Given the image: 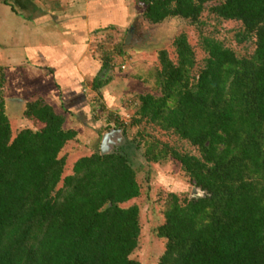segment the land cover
Wrapping results in <instances>:
<instances>
[{"label": "trees", "instance_id": "16d2710c", "mask_svg": "<svg viewBox=\"0 0 264 264\" xmlns=\"http://www.w3.org/2000/svg\"><path fill=\"white\" fill-rule=\"evenodd\" d=\"M150 24L178 18L201 24L202 13L238 23L234 42H251L238 54L199 32L201 63L186 35L171 41L174 60L157 51L154 86L142 93L127 123L113 121L141 147L146 164L169 159L201 196L167 192L164 242L156 264H264V0H137ZM103 29L114 27L109 22ZM114 53L122 54L118 47ZM103 74L110 53L98 58ZM88 82L100 96L106 81ZM3 73L0 68V92ZM0 97V264H138L130 257L139 236L138 208L123 206L140 194L125 154L98 151L77 158L63 175V146L74 129L42 98L24 103L31 126L11 134ZM66 112V111H64ZM110 128L108 120L105 125ZM174 136L179 150L145 128Z\"/></svg>", "mask_w": 264, "mask_h": 264}, {"label": "rangeland", "instance_id": "374dc122", "mask_svg": "<svg viewBox=\"0 0 264 264\" xmlns=\"http://www.w3.org/2000/svg\"><path fill=\"white\" fill-rule=\"evenodd\" d=\"M126 8L128 15L123 25L116 24L113 28L105 29L101 33L95 32L91 36L90 54L94 59H97L102 51H107L110 53L111 66L107 68L104 74L102 73L104 71H97L100 80L106 81L100 89V96L86 87L91 76L85 78V90L81 94H85L84 97L87 98L89 106L83 112L84 117L75 118L69 114L70 112L61 111L60 104L62 101L61 103L55 102L51 106L56 113L63 114V128L74 129L76 132L74 138L67 141L59 153L65 157L63 175L71 173V165L77 158L98 151L100 137L103 132L109 129L104 126L107 120L110 128H114L113 121L127 123L128 116L135 107L139 94H157L153 78L154 69L158 64L157 51L166 50L169 58L174 60L171 41L177 34L183 32L186 35L187 42L191 46L195 61L198 64L201 63V58L204 55L198 45L199 32L221 41L238 54L249 53L253 47L251 42L238 45L234 42L233 35L238 27V23L235 21L216 20L202 13L201 24L199 25H192L178 18H167L158 24H150L143 19L141 15L142 6L137 0H128ZM14 22V25L12 24L15 27L13 30L15 32L14 38L8 36L5 40L0 36L3 44L0 49L1 55L8 53L12 58L19 60L24 58L22 44L27 37V32L23 33L24 30L20 27L21 22ZM5 23L7 25L0 26V35H2L3 29L9 28L11 24L7 19ZM129 26H132V33L136 37L131 40V43L125 39ZM21 32L23 34L20 37L19 33ZM140 38L142 41L137 42V39ZM16 41H18L17 44H15ZM114 47H118L122 54H115ZM98 64H100V60H98ZM121 65L123 68H120ZM1 72L3 73L2 69ZM5 84L3 77L0 92L2 98L10 97V91ZM19 97L22 98L20 102H5L4 105V112L7 113L12 135L20 129L33 126H31L30 120L21 117V112L24 103L34 100L37 96L33 95L31 91L25 90L20 92ZM78 114L75 112V115ZM145 129L146 133L154 135L159 140L167 142L179 150L194 152L186 142L174 136H167L157 130H151L149 127ZM134 133L135 128H129L125 136L131 140ZM141 151L142 149L139 147L130 155L136 180L140 184V194L123 206L134 204L138 208L139 236L137 247L130 257L136 260L138 264H156L163 251L164 242L154 235L153 228L162 222L161 210L165 194L173 192L178 196L189 197L197 193L196 191L192 192L193 186L183 177L177 162L167 159L160 164H146L141 157Z\"/></svg>", "mask_w": 264, "mask_h": 264}, {"label": "crops", "instance_id": "0c3cea01", "mask_svg": "<svg viewBox=\"0 0 264 264\" xmlns=\"http://www.w3.org/2000/svg\"><path fill=\"white\" fill-rule=\"evenodd\" d=\"M127 2L0 0V26L7 25L6 19L11 23L0 36L5 40L8 36L14 38V21L21 22L23 33L27 32V37L23 38L22 60L8 53L1 55L0 49V68L10 91V97H3L4 101L20 102V92L29 90L50 106L62 101L61 111H68L75 118L84 117L83 112L89 106L85 94H81L85 90L84 81L87 76L92 78L100 68L99 59H94L89 52L91 36L111 24L109 22L114 26L123 25L128 15ZM23 33H19L20 37ZM2 38L0 46H3Z\"/></svg>", "mask_w": 264, "mask_h": 264}, {"label": "water", "instance_id": "95a60500", "mask_svg": "<svg viewBox=\"0 0 264 264\" xmlns=\"http://www.w3.org/2000/svg\"><path fill=\"white\" fill-rule=\"evenodd\" d=\"M136 38L132 33V26H129L126 31V41L131 43L132 39ZM137 150L136 144L130 141L123 133L122 128H109L107 131L103 132L98 144V153L100 155H106L113 152H118L120 154H125L127 160L130 162V155L133 151ZM194 196H201L202 192L196 188L192 187V192ZM191 195V196H193Z\"/></svg>", "mask_w": 264, "mask_h": 264}, {"label": "flooded vegetation", "instance_id": "af4514ba", "mask_svg": "<svg viewBox=\"0 0 264 264\" xmlns=\"http://www.w3.org/2000/svg\"><path fill=\"white\" fill-rule=\"evenodd\" d=\"M138 41H142V39H141V38H140V39H137V42H138Z\"/></svg>", "mask_w": 264, "mask_h": 264}, {"label": "built area", "instance_id": "2783aa9c", "mask_svg": "<svg viewBox=\"0 0 264 264\" xmlns=\"http://www.w3.org/2000/svg\"><path fill=\"white\" fill-rule=\"evenodd\" d=\"M120 68H123V65H121Z\"/></svg>", "mask_w": 264, "mask_h": 264}]
</instances>
